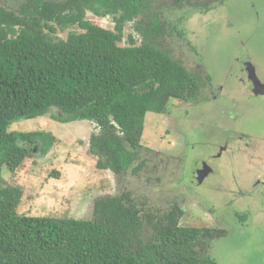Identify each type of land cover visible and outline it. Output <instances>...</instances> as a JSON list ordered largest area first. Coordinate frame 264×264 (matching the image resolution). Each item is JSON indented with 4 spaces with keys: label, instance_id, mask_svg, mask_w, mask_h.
Wrapping results in <instances>:
<instances>
[{
    "label": "trees",
    "instance_id": "obj_1",
    "mask_svg": "<svg viewBox=\"0 0 264 264\" xmlns=\"http://www.w3.org/2000/svg\"><path fill=\"white\" fill-rule=\"evenodd\" d=\"M196 5L24 0L13 9L0 1V264H217L206 250L224 233L182 225L184 212L177 205L152 224L150 234L143 233L137 208L122 196L96 199L91 219L31 216L19 213L23 190L4 183L2 173L3 168L15 172L31 157L32 144L44 153L55 138L8 126L52 110L59 122L94 125L88 151L98 169L139 170L146 114H162L172 101H202L204 78L159 41L164 8ZM87 12L110 16L113 29L92 23ZM127 22L139 42L129 35L128 45L121 46ZM73 26L81 31L65 39L56 35Z\"/></svg>",
    "mask_w": 264,
    "mask_h": 264
},
{
    "label": "rangeland",
    "instance_id": "obj_2",
    "mask_svg": "<svg viewBox=\"0 0 264 264\" xmlns=\"http://www.w3.org/2000/svg\"><path fill=\"white\" fill-rule=\"evenodd\" d=\"M0 1L13 9L24 2ZM191 1L196 7L163 9L165 32L159 41L187 70L204 78L202 101H172L162 114L148 112L141 167L119 174L96 167V157L88 151L95 130L90 121L62 123L52 110L13 122L9 131H42L55 137L44 153L32 144V156L15 172L3 168L4 183L23 190L19 213L91 219L96 199L122 196L137 208L143 233L150 234L152 224L177 205L184 212L182 225L224 233L206 250L217 264H264V184L251 186L261 178L256 174L260 162L253 156H264V99L247 100L238 89L242 69L264 84V0ZM86 19L106 29L114 27L110 16L87 12ZM80 31L73 26L56 35L65 39L69 32ZM129 35L139 42L132 22L125 23L119 45H128ZM219 84L233 101L219 98ZM227 109L237 115L244 112L242 119L227 121ZM228 123L240 133L226 130L227 135L243 134L235 139L243 147L239 154L219 150L226 145L219 125ZM244 135L252 138L243 141Z\"/></svg>",
    "mask_w": 264,
    "mask_h": 264
},
{
    "label": "flooded vegetation",
    "instance_id": "obj_3",
    "mask_svg": "<svg viewBox=\"0 0 264 264\" xmlns=\"http://www.w3.org/2000/svg\"><path fill=\"white\" fill-rule=\"evenodd\" d=\"M242 73H241V75H240V77H239V80H240V82L238 83L239 84V87H238V89H239V92H241L242 91V93H243V96L245 95V98L248 100V98L251 100V101H255V100H258V99H264V95H262V94H256L253 90H252V87H250V85H249V83H250V78H252V76H251V74L249 73V71L246 69H242ZM253 79V78H252ZM254 80H256V78H254ZM249 82V83H248ZM259 82L262 84V85H264L263 83H262V81H260L259 80ZM218 93H219V98H223V97H226V99H228V100H232L233 98L231 97V93H229V92H224V85H221V84H219V89H218ZM217 96H215L214 98H216ZM233 101V100H232ZM250 101V102H251ZM250 102H247V103H249L250 104ZM232 103V102H231ZM244 104V106L243 107H245V106H247V104H246V102L245 103H243ZM224 111V110H223ZM243 114H244V112H242V113H240V115H237L236 113H231V111L230 110H228L227 109V111H226V115H227V121H230L229 119H234V120H236L237 118H241L242 119V116H243ZM229 125H227V126H221V125H219V137H221V138H223V143L225 142L226 143V145L224 146V150L223 149H219L220 150V152H222V151H231V153L233 152V150H235L234 152H240L241 150H242V148L243 147H241L240 146V144L238 145H236V143H235V139H237V141H239V137L240 136H242L243 134L241 133V135L239 136V135H237V136H235V134H226L225 133V131L227 130V131H235V132H238V133H240L239 131H237L234 127H235V124H230V123H228ZM263 137H264V131H263ZM251 136H247V135H244V137H243V141H245L246 139L248 140V139H251L250 138ZM242 139V138H241ZM263 146V148H264V141H262L261 142V147ZM255 151V150H254ZM263 151H264V149H263ZM251 152V151H250ZM239 154V153H238ZM253 158H254V161H256V159H257V161H259L260 163H259V166H257L258 167V169H257V176L258 177H261L258 181L260 182H258V183H256V184H258V185H251L252 187L254 186V189H256V187H259L260 185H263L264 184V182H263V180H264V156L262 157V156H258V155H254L253 156ZM262 181V182H261ZM253 184V183H252ZM256 186V187H255ZM235 192H233V194H234ZM235 196V195H234ZM234 212V215H236L237 217L239 216V217H241L240 215H239V211L238 210H234L233 211ZM249 215H247V217H248ZM247 217H246V215H245V218L247 219ZM240 219H242V218H240ZM243 221H246L245 219L243 220ZM245 226H248V223H245L244 224Z\"/></svg>",
    "mask_w": 264,
    "mask_h": 264
},
{
    "label": "water",
    "instance_id": "obj_4",
    "mask_svg": "<svg viewBox=\"0 0 264 264\" xmlns=\"http://www.w3.org/2000/svg\"><path fill=\"white\" fill-rule=\"evenodd\" d=\"M250 73V72H249ZM251 74V73H250ZM250 84L253 85L252 86V90L256 93V94H262L264 95V86L258 82L257 80H254L252 78H250Z\"/></svg>",
    "mask_w": 264,
    "mask_h": 264
}]
</instances>
